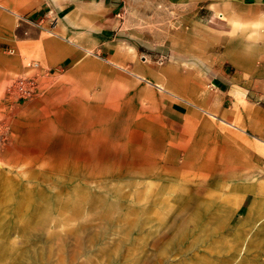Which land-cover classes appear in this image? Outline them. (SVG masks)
Wrapping results in <instances>:
<instances>
[{"label": "rangeland", "instance_id": "rangeland-1", "mask_svg": "<svg viewBox=\"0 0 264 264\" xmlns=\"http://www.w3.org/2000/svg\"><path fill=\"white\" fill-rule=\"evenodd\" d=\"M58 1L0 12L29 30ZM120 6L111 56L48 69L0 49V264H264V138L240 124L264 112V1ZM112 101L149 139L58 135L72 106Z\"/></svg>", "mask_w": 264, "mask_h": 264}, {"label": "crops", "instance_id": "crops-1", "mask_svg": "<svg viewBox=\"0 0 264 264\" xmlns=\"http://www.w3.org/2000/svg\"><path fill=\"white\" fill-rule=\"evenodd\" d=\"M121 1L59 0L58 4L53 3L52 6L44 4L34 12L22 16L23 21L32 25L29 26V30L26 29L24 22L22 27H19L20 22L18 25H14L12 22L14 14L9 10L2 9L0 14L4 15L7 21L0 20V49H13L18 59L23 60L22 45L27 46L28 54L37 59L39 65L48 69H61L69 66L82 58L86 51H93L94 48H98L100 52H110L111 56L114 54L117 44L108 45V43L115 41L113 34L120 25L118 17L121 15ZM0 5L8 6L4 0H0ZM49 5L51 9H48ZM51 12L52 17L49 19ZM93 35L97 36L96 46H93ZM157 86L163 88L160 84ZM108 106L112 107V112H107ZM118 106L115 101L106 105L72 106L68 118L62 120L63 125H60L58 135L67 137L73 142L83 140L84 145L82 146L88 147L93 142L106 138L109 130L126 132L129 135L128 132L132 131L130 127L136 125V131L133 129L134 139L139 138L140 135L142 138L139 140L149 139L147 135L139 133L143 131V128L139 127L132 117L126 116L127 114L125 116L118 115L116 110ZM94 109L96 118L90 116ZM230 115L232 116V112ZM81 124L82 127L83 125L85 127V138H76L77 130H74L73 136V129ZM240 124L246 126L250 131L260 130L259 136L264 138V112L260 128L257 124L248 122L246 118ZM106 131L108 132L106 133ZM78 135L81 136V134ZM89 154L93 153L85 155V159L90 156Z\"/></svg>", "mask_w": 264, "mask_h": 264}, {"label": "built area", "instance_id": "built-area-1", "mask_svg": "<svg viewBox=\"0 0 264 264\" xmlns=\"http://www.w3.org/2000/svg\"><path fill=\"white\" fill-rule=\"evenodd\" d=\"M9 51L14 52L13 49H9ZM34 65L37 67L38 63H35ZM29 82L24 81V80H19V82L16 85V90L20 93V95L22 97L31 96L34 92V90L31 88V86L28 85Z\"/></svg>", "mask_w": 264, "mask_h": 264}]
</instances>
